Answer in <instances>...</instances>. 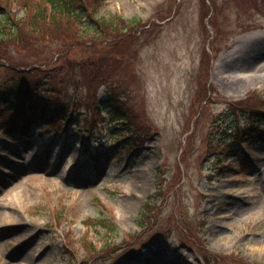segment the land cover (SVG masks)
Instances as JSON below:
<instances>
[{"label":"rangeland","instance_id":"374dc122","mask_svg":"<svg viewBox=\"0 0 264 264\" xmlns=\"http://www.w3.org/2000/svg\"><path fill=\"white\" fill-rule=\"evenodd\" d=\"M21 1L36 0L0 6L22 18ZM89 9L141 27L117 43L110 30L89 29L96 43L0 52L17 69L0 66V88L25 81L38 102L67 111L30 136L4 133L21 108L0 112V264H264V138L244 144L247 171L215 146L250 120L264 131V120L234 116L227 104L264 107V0ZM239 78L248 83L228 84ZM218 162L231 171L217 175ZM147 203L154 215L142 230Z\"/></svg>","mask_w":264,"mask_h":264},{"label":"trees","instance_id":"16d2710c","mask_svg":"<svg viewBox=\"0 0 264 264\" xmlns=\"http://www.w3.org/2000/svg\"><path fill=\"white\" fill-rule=\"evenodd\" d=\"M103 2L104 0L21 1L20 5L25 8L24 16L22 18H17L12 11V7L6 3L3 8L0 6V15L6 14L5 17L0 16V52L7 50V47L12 44H16L25 49L32 44L49 40L65 41L73 39V42H75L74 44L76 45L85 42L96 43V37H88L89 35L87 33L89 32V29L93 30L91 35L94 33L97 34L98 31L103 28H105V30H110L112 34H115V38L112 40L109 39L108 43L113 41V43H117L127 29L136 31L141 27L139 21H125L117 15H113L109 20H103V22L99 21L96 16L92 14L89 7L91 6V3H93V5L98 8ZM75 31L77 39L69 37L72 32ZM7 65L8 64H2L0 61V66H6L13 70H17L16 68H13L12 65ZM27 86L28 84L24 81L18 82L16 86H4L0 88V112L4 113L6 111H14L20 108L23 111V113L16 116L19 117L18 119L15 118L14 120L9 121L7 123L8 125H4V132L6 134H11L20 128L28 130L34 125L35 121L39 120L47 127L66 120L67 111L65 108L58 104L47 105L44 101L38 102V98L35 97V92L30 93L25 91V87ZM261 102L264 104V95H262ZM98 103L100 105L103 103V100H98ZM109 103L111 102L109 101ZM245 103L246 102L239 101L227 104L229 110L232 111L234 116H243L248 113L252 114L254 118H259V122H262V120H264V107L251 108ZM47 110L49 112H47ZM26 114H28L27 119L24 121L23 118ZM247 121L249 120L247 119ZM250 121V125L248 124L244 129L233 131L231 141H224L226 142L225 144L217 143L215 145L216 148L219 149L218 151L226 154L227 159H235L238 168L240 169L242 167V170L245 171L248 169L247 162L249 159L247 153L244 152L242 148L240 149V146H242L241 144H253L256 140H262L264 138V131L257 130L254 120ZM215 158V162L220 160L219 156H215ZM217 164L219 165L216 167L218 171L217 175H223L224 172L231 171V169H229L230 165H224V167H221L219 162ZM153 215L152 205L150 203L145 204L139 214V227L142 230L150 226ZM88 223H92L91 225H97V223L101 226L106 225L105 221L95 223L88 220L87 222L85 221L86 225ZM84 247L92 257L97 256V252L99 254V251H96L92 242L86 241Z\"/></svg>","mask_w":264,"mask_h":264},{"label":"bare ground","instance_id":"6f19581e","mask_svg":"<svg viewBox=\"0 0 264 264\" xmlns=\"http://www.w3.org/2000/svg\"><path fill=\"white\" fill-rule=\"evenodd\" d=\"M248 82H247V80H242L241 78H239V79H235V82H231V83H228V84H232V85H235V84H239V85H245V84H247Z\"/></svg>","mask_w":264,"mask_h":264}]
</instances>
